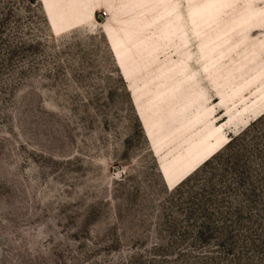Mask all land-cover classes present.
<instances>
[{
    "label": "rangeland",
    "instance_id": "rangeland-1",
    "mask_svg": "<svg viewBox=\"0 0 264 264\" xmlns=\"http://www.w3.org/2000/svg\"><path fill=\"white\" fill-rule=\"evenodd\" d=\"M0 264H264V0H0Z\"/></svg>",
    "mask_w": 264,
    "mask_h": 264
},
{
    "label": "bare ground",
    "instance_id": "bare-ground-1",
    "mask_svg": "<svg viewBox=\"0 0 264 264\" xmlns=\"http://www.w3.org/2000/svg\"><path fill=\"white\" fill-rule=\"evenodd\" d=\"M225 143L226 141L221 136L212 140H207L187 159L180 161L172 169L164 170L163 179L166 185L168 187H173L174 185L181 182L192 172V170L197 168L200 164L209 159L214 153L220 150Z\"/></svg>",
    "mask_w": 264,
    "mask_h": 264
},
{
    "label": "trees",
    "instance_id": "trees-1",
    "mask_svg": "<svg viewBox=\"0 0 264 264\" xmlns=\"http://www.w3.org/2000/svg\"><path fill=\"white\" fill-rule=\"evenodd\" d=\"M208 160V159H207ZM204 163H206V161L204 162ZM181 183V182H180Z\"/></svg>",
    "mask_w": 264,
    "mask_h": 264
}]
</instances>
